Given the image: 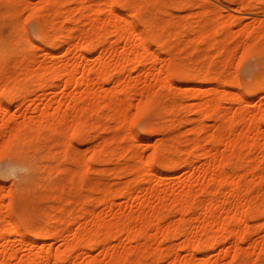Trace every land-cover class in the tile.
Wrapping results in <instances>:
<instances>
[{
  "label": "bare ground",
  "instance_id": "1",
  "mask_svg": "<svg viewBox=\"0 0 264 264\" xmlns=\"http://www.w3.org/2000/svg\"><path fill=\"white\" fill-rule=\"evenodd\" d=\"M0 3L5 6L8 16L17 21L23 12L33 9L31 16L36 27V37L41 42V45L38 43V46L32 50L33 55L28 57V60L25 59L27 62L23 60L26 62L23 64H32L40 69L34 73L22 72L15 75L8 71L2 58L4 63L0 62V85H3L0 88V108L3 107V97L6 98H4L7 102L6 109L20 98L19 92L23 91L21 89L24 83L21 81L22 79L25 82H30L32 89L29 94L32 95L39 89L40 94L36 96V99L45 102L40 110L33 112L27 122L2 120L0 137L3 138V141L0 143V158L9 156V158L14 157L12 161L15 160L2 168L0 167V170L3 169L7 174H13L16 169H24L26 164L20 163L16 159L26 160L30 155L29 152H41L48 142L51 149L58 150L62 162L68 164L66 166L68 169H66L72 175L83 179L86 177L90 164L97 160L100 163L112 161V157L117 151L110 146L111 138L106 140L103 138V141L100 138L101 141L96 145L97 147H92L94 149H91V156L83 157V166L77 160L74 163L68 162L67 150L68 147H73L71 139L78 143L86 141L82 138L83 130L93 115L97 117L95 120L98 121L100 118L103 120V112H112L113 128L125 127L126 139L120 136L119 140L125 139L128 143L137 142L140 144L142 142L136 140L132 135L131 118L132 116H143L148 113L147 111L150 112L153 107L159 105L160 95L157 94L159 89L157 87L171 90L176 87L173 82L175 80L176 82L180 81L179 83L181 81L193 83L199 78L181 67L182 63L178 57L184 50L192 47L193 51L197 53L200 51L202 55L204 54L201 57L203 59L209 50L216 48L219 51L218 54L222 53L225 56H222L221 61H224L219 64L221 72L214 73V66L211 63L209 66L206 65L204 73H201L203 80H200L210 83L213 87L208 92V99L205 98V101L193 104L194 111L192 112L196 114V117L188 118L186 121V124H191L192 136L190 138L181 142L178 138L173 137L175 133L170 136L174 127L172 124L165 126L162 124L164 127H158L161 125L154 123L146 128L148 137L158 133V129L160 132L161 129L163 130L161 136L164 137L166 134L169 139L167 144H163V146L161 144L162 147L157 144L152 145L154 155L159 154L164 159L169 155L177 157L179 163H172L173 165L167 168V171L175 170L180 165L191 171L189 177L178 184L177 190L166 184L165 181L169 178L168 173L157 177L155 172L153 173L152 164L149 161L141 162L142 154L139 147L131 149L127 145L122 146L119 143L123 151L130 153V158L126 157L128 160H125V164L122 162L124 166L120 171L128 176L133 175L136 179L135 186L133 188L125 186L114 194H110L108 189L104 188L100 193L97 190L94 192V188L91 189V192L99 193L98 196L95 199L92 196L81 197L74 201L75 204H80V207L69 220L67 219V230L62 233L58 232L59 229L57 231L48 227L36 233H23L18 227L19 225L13 224L11 209L3 210L0 206V264H160L163 261L167 264H195L196 262L205 264L204 258L210 253L224 252L227 254L229 251H232L233 263L256 264L258 256L264 253V235H260V227L257 229L258 231L251 232L248 229V224L264 218V190L254 193L252 189H243L242 185L247 175L252 179H258V184L264 185V165L262 162L255 165L252 162V157L249 156L253 151H264V112L251 115L241 106L249 104L245 94L253 96L256 90H264V81H258L242 89L233 80H227L226 76H223L230 65L227 64L228 58L237 47L232 45L234 48L229 50L226 48L230 47H223L222 40L227 39L228 33L222 37L220 41L222 46L220 47L217 46V43L208 45L207 42L211 39L216 42V38L214 39L216 30L213 32V29L229 23L228 18H225V21V16L221 14L212 19L202 18L196 23L195 28L193 25L188 26L189 28L192 26L190 29L186 28L190 35L185 38L184 44L176 41L177 43L169 45L170 41L168 44L166 40L171 33V28L179 27V25V28H185L187 23L173 22L174 20L170 21L169 19L165 24L163 21L165 19H163L160 20L161 26H154L151 20L145 18L144 13L146 15L152 7L163 5L162 0H39L38 9L30 0H0ZM69 3L75 4V6L73 8L71 6L72 9L69 6L67 8L66 4ZM245 7L251 12L255 9L254 6L249 5ZM118 9L120 12H117ZM125 10L128 11L129 17L126 16L128 13L124 14ZM154 12L156 13V11ZM161 12L162 14L167 13L163 9ZM74 15H77L76 18L74 17L77 22L75 25L79 26V29L76 28V33L70 27ZM156 16L151 17L157 20ZM5 17L7 16L5 15ZM1 20H3L2 17ZM85 21L88 23L85 24ZM21 30L15 28L14 41L17 44L24 38ZM180 30L179 34H181ZM218 30L216 32H223L222 29ZM177 32L176 34H178ZM220 34L222 33L220 32ZM261 34L264 33L261 32ZM194 35L197 36V40L192 38ZM237 37L239 36L237 35ZM250 37L251 35H248L247 38ZM243 39L242 48L245 54L253 55L264 50L258 40L253 38L254 41L252 42L250 39L248 42L251 43H248L245 38ZM94 42H97V45ZM59 43L66 46L62 53L63 57L60 58L56 57L54 52L55 46ZM151 44L156 45L157 48H164L162 51L168 54L169 59H164L159 53L152 51ZM0 47L3 50V47ZM162 51L160 50L161 53ZM95 52L97 56L92 59L91 55ZM39 53L44 56V58L41 57L43 60L37 59L36 56ZM4 56L6 59L7 56L5 54ZM172 60H174V64H171ZM218 60L220 61V59ZM140 65L144 69L140 72L138 70V73L134 75L133 69L135 72V67ZM113 72L118 74H116L115 80L111 77ZM154 72L156 73L155 77L147 80V77ZM123 76L125 77L123 78ZM107 84L112 87L107 88ZM25 86L23 89L26 88ZM29 86L27 84V87ZM35 86L38 89L35 90ZM224 86L241 90L244 95H242L243 93L231 95L230 92L226 94L228 93L225 92L226 90L222 91ZM191 89L194 88L191 87ZM219 93L221 96H218ZM187 94L188 98L192 96L189 92ZM232 99L235 100L236 109L231 115H228L225 104ZM258 99H264V92L259 95ZM177 102L172 99L171 109L175 110ZM160 103L165 102L161 101ZM164 107L162 110L159 107L158 112L167 108ZM151 108L152 110H150ZM132 111L134 113L131 115ZM100 114L101 116H99ZM211 119L214 123L207 124V120L211 121ZM201 121L202 125L199 124ZM99 122L97 123L100 124L101 122ZM93 123L95 124L96 121ZM113 128L111 127V129ZM202 134H208L205 142H201L200 135ZM109 136L111 137V135ZM125 140L124 143H126ZM115 142L117 143L116 139ZM203 145L204 148H202ZM219 147L222 148V151L217 155L215 150ZM85 150L81 152L76 149V154L80 156L84 154ZM91 150L89 149V151ZM128 152L126 153L128 154ZM52 153L55 154V152ZM53 154H47V158L50 157L49 166L54 165V157L59 156ZM118 154L123 155V152L119 151ZM36 156L34 154V158ZM118 157L120 158L119 155ZM43 159L47 160L46 157ZM25 162L27 165H31L29 159ZM239 169H243V172L239 173ZM94 171L96 172V170ZM120 171L115 172V177L122 175ZM194 177L198 180L201 179L197 186L193 185ZM153 180L154 185L150 186L149 183ZM144 183L148 184V187L141 185ZM7 190L8 188L5 190L4 186L0 187V202L4 195L10 198L11 190ZM5 191L6 193L3 194ZM117 196L126 201V204L128 202V212L125 207L121 206H118V210L115 211L114 198ZM93 199L98 200L96 204L100 203L99 205L102 207L100 212L92 203ZM150 199L153 201L151 202ZM165 212L174 216L175 220L163 223ZM72 225L75 228L70 230ZM251 233L257 237L253 243L250 240ZM6 236H12V239H10L11 237L8 239ZM175 239H177L176 241L179 239V243L164 245L166 247L163 248V241L168 242ZM114 242L117 243L118 248L116 249L111 247ZM131 243H137L139 246L131 247ZM245 244H248L246 251L243 248ZM120 248L122 250H119ZM95 249L98 251L97 255H93ZM180 252L185 253L184 257L180 256ZM198 254L204 257L199 259L197 258ZM148 258L150 261L147 263Z\"/></svg>",
  "mask_w": 264,
  "mask_h": 264
},
{
  "label": "rangeland",
  "instance_id": "2",
  "mask_svg": "<svg viewBox=\"0 0 264 264\" xmlns=\"http://www.w3.org/2000/svg\"><path fill=\"white\" fill-rule=\"evenodd\" d=\"M30 1L33 4H35L37 9L39 8L38 7L39 6L38 5L39 0H30ZM250 1L251 0H168V1L162 0L163 5H160V6L158 5V6L152 7V9H150L151 11L150 12L148 11L146 13L147 16L144 13V17L147 18L148 20H151V22H153L154 26H156V25L161 26L162 22H160V20H163V19H165V20H163L165 24L169 21V19H170V21L174 20L173 22L177 21V22H181V23H183V22L187 23V24H185V26H186L185 28H179L180 25H179V27L171 28L172 30H170V32L172 34L170 33V35L168 37L170 40L168 38L166 40L168 44L170 41L171 44H169V45L175 44L177 42L184 44L185 38H187L190 35V34H188L189 30H187V29L192 28V26H190V28L188 26L193 25V27L195 28L196 23L202 18L206 17V19H212V18L219 16L220 14L222 16H225L224 17L225 21H226L225 18H228L229 20L227 19V21L229 23H226L224 26H221L220 28H217V29L214 28L213 29V32H214V30L217 31L218 29L223 30V32L218 30L222 34H220V32H216V31L214 32V33H216V35L219 33L218 36H216L214 34L215 35L214 39L216 38L215 39L216 42L213 39H211V40H213V42H211V40H210L207 42V44L211 45L213 43H217V46H219V47L222 46V43L220 41H221L222 37L228 33L227 39L222 40L223 41V47H230V48H226L227 50H229L235 45V48L237 47V49L228 58L227 64H230V65L227 67V70H225V72L223 73V76H226L225 79H227V80H233L239 86V88L244 89L245 87H247L249 85H253V84L257 83L258 81H264V54H262V53H264V50H262L260 52L258 51L257 53L252 55L250 53L245 54L244 49L242 48V41H244L243 38H245V40L247 42L250 41V39L252 40V42L254 41V39L258 40L259 41L258 43L262 44V47H264V34H261V32L264 33V10H262V9H264V3H262V2H264V0H252L251 2ZM169 2H171V3L173 2V4H171V3L169 4ZM36 3H37V5H36ZM248 5L252 6V7L254 6L255 9H253L251 12L250 10L247 9V7H245ZM67 6H69L70 8L72 6V8H73L75 6V4L69 3L68 5L66 4V7ZM161 6H163V7H161ZM69 7H67V8H69ZM158 7L160 8V10ZM162 9L167 11V13L162 14V12H161ZM154 11H156V13ZM117 12H120V10L118 9ZM123 12H124V14L128 13V11H126V10ZM29 13H30V15H29ZM32 13H33V9L29 10V11H25L21 14L18 21L14 20L12 18L14 20L13 21L11 19V17L8 16L5 6L2 3H0V14L2 15V16L0 15V22H2L0 24L1 25L0 29L2 31V32L0 31V41L4 42V43L0 42V46L3 47V45L5 43H7V42L9 43V44H5L6 48H4L5 45L3 47V50L5 52L0 47V54H1L0 62L2 63L4 61L5 66H7L6 68L8 69V71L12 72L15 75L21 74L22 72L23 73H25V72L26 73H28V72L34 73L37 70H40V69H37V66H32V64L31 65L30 64H23V63H26L27 60L30 58V56L33 55L32 50L34 49V47L38 46V43H39V45H41V42L39 40H37L38 38L36 37L37 33H36V27L34 26V22L32 20V16H31ZM4 14L7 17H5ZM128 15H129V13L126 16L129 17ZM76 16L77 15L73 16V21L70 23V27H71V29L73 28L72 30H74L75 33H76V30L79 29V26L75 25V24H77V22H75ZM151 16H156V18L158 17V19L156 20V19L152 18ZM1 17L3 20H1ZM161 17H163V18L161 19ZM89 18H91V16H89ZM87 23H88V21H85V24H87ZM154 23H156V24H154ZM72 24H73V26H72ZM15 28H17L19 30L23 29L21 31L23 32L24 38H22L23 41L20 40L18 42V44H17V42L14 41ZM177 28H178V30H177ZM185 29H186V31H184ZM229 29H231V30H229ZM179 30L181 31L180 32L181 34H179ZM173 32H174V34H173ZM176 32L178 34H176ZM230 32H232V33H230ZM259 33L261 34V36ZM175 34H176V36H175ZM171 35H172V38H171ZM178 35L179 36L181 35V36L177 37ZM184 35L185 36L187 35V36L183 37ZM237 35L239 37H237ZM248 35H251V37L247 38ZM256 35H258L259 37H257ZM49 36L51 37V33ZM195 36L196 35L192 36V38L194 40H197V36L196 37ZM260 37H262V38H260ZM179 38H180V40H179ZM239 38H241V39H239ZM240 40H241V42H240ZM12 43H14V44H12ZM248 43H251V42H248ZM94 44L97 45V42H94ZM150 46H151L150 47L151 50L159 53L162 58L164 57V59H169L168 54L162 51V50H164V48L163 49L161 47L157 48V46L154 44L153 45L151 44ZM65 47H66L65 45H63V46L60 45V43L58 45H56L55 50H54L55 56L57 55L56 57H59V58L63 57L62 53L65 51L64 50ZM215 49L209 50V52L207 53L206 56H204L205 58L203 57V59L201 57L204 54L202 55V52H200V51L198 53L196 51H193L192 47H188L186 50H184V52L181 54L182 56L180 55L178 57V60L180 59V61L182 63L181 67L185 71L187 69L188 73L194 74L195 76L199 77L198 79H196L197 81L194 80L193 83L187 82V81H181V83H179L180 81H177L178 82L177 83L176 80L174 79L175 81H173V82H174V84H176L175 85L176 87H174L171 90H168L166 88L162 89V87L160 88V86L157 87V89L159 88L157 90V94L160 95V97H159L160 102L161 101L165 102V103L159 102L158 106L160 107V110H162L164 107L163 105L166 106V104L168 103L166 106L167 108L164 107V108H166L164 111L158 112L159 107L156 106V107H153V110H152V108L150 109L152 111H150V112L147 111L148 113L144 114L143 116H140V117L132 116V118H131L132 119V135H133V137L136 138V140H139L142 143H140V144H137V142H129L128 143L125 140L126 139L125 130H124L125 127H121L118 129L113 128L114 127L113 126L114 121L112 119L113 118L112 112H108V111L103 112L104 113L103 120L104 119L105 120L103 121L100 118L98 120L101 122V123L99 122L100 124H98L97 123L98 121L95 120V119H97V117L93 115L94 118L92 116L93 119L91 118V120L87 122L88 124H86L87 126H85L84 127L85 129L83 130L84 132H83L82 138H84V140H86V141L84 143L83 142L78 143V141H76V140L74 141V139H71V143H72L73 147H68V150H67L68 162L74 163V161L77 160V162H79V164L83 166V163H82L83 157L89 158L92 154V150L94 149V148L92 149V147H95L96 145H98L101 140L103 141V138H104V140H106L107 138L112 139V141H111L112 143H110V146H111V148L114 147L117 150L114 154V156L117 155V157H114V156L112 157L113 162L109 161L106 163H100L99 160H97V162L90 164V166L88 167V170H87L86 177H84L83 179L78 177L77 175H75V176L72 175L71 172L69 170H67L68 168L66 166L68 164H65L62 162V158H60L61 155H59L58 150L57 149H51V147H49L48 142L46 144V147H44L41 150V152H34V151L29 152L30 155H28V158L26 160L28 161V159H29V162L32 160L30 162L31 165H27V163L25 162L26 160H24V161L20 160L19 161V159L18 160L16 159V161H18L20 163L23 162L27 166L24 164L25 165L24 169H16L14 173L12 172L13 174H11V173L7 174L3 169H1L0 170L1 171L0 172V187L4 186L5 190L7 188H8V190L10 189L11 190V196H10V198H8L6 195H4V198L0 202V206L2 207L3 210L4 209H6V210L11 209L10 213L12 215L13 224L15 226L19 225L18 227L20 228V230L23 233H25V232L36 233V232L41 231L45 227H48L49 229H55L57 231L59 229L58 232L62 233L65 230H67L66 223L69 220V218H71V216L73 214H75L76 210H78V208L80 207L79 206L80 204L77 205L74 202L77 199H80L81 197L84 198V197H91V196H92V198L95 199L98 196V194L103 190V188L108 189V192L110 194H112V193L114 194V193L118 192L119 189H121L125 186H129L130 188H133L136 184V179L133 177V175L128 176V174H124L123 172L120 171V169L122 168V166H124V164L128 160V158H130V153L128 151H125V150L123 151L120 148L119 143H121L122 146L127 145L131 149L133 147H136V146L139 147L140 152L142 154L141 155L142 158H140V160L142 159L141 162L143 163L146 160L149 161L150 164H152L151 167L153 169V173L155 172L157 177L161 174H167L168 173L169 178H167V180L165 181L166 184H169V186L171 188L177 190L178 184L181 181H184L185 178L189 177V175L191 174V171L190 170L188 171V169H186L182 165L178 166L175 170H171V171L168 170L167 171L166 169L169 168L171 165H173L172 163H174V162L179 163V161H177V157L169 155L168 156L169 158L167 157L164 159V158H161V156L159 154L154 155L153 154L154 150L152 148L153 147L152 145L155 146V144H157V145H160V147H162L163 144L164 145L167 144L169 139L167 138L166 134H164L165 135L164 137L161 136L162 132H163V130H161V129H160V132L158 129V133H155L152 136L148 137L146 128L149 125L154 124V123L161 125V126L157 125L158 127H164L165 125L172 124V125H174V127L172 130L173 132H171L170 136H173L172 134L175 133L173 137L178 138L181 142H184L186 139H188L192 136V132H190L191 124L190 125L186 124V121L188 118L192 119L193 117H196V114H194L192 112V111H194L193 110V104H195L196 102L205 101V98H207L209 96L208 92L213 87L210 83H206L205 81L204 82L201 81V80H203V77H202L203 74L201 75V73H204L207 66H209L211 63H212L211 65L214 66V68H213L214 73L215 72L218 73L219 71L221 72V70H222L219 64H221V62L224 61V60L221 61V59H223V57H225V56L222 53H220L221 55L218 54V52H219L218 49H216V50ZM1 50L3 53L1 52ZM160 50L162 51V53L160 52ZM192 53H195V54H192ZM4 54L7 56L6 59H5ZM39 54H38L39 58H38V55L36 56L37 59L43 60L44 56H42L41 53H39ZM91 56H92L91 58L93 59L97 56V53L95 52ZM19 57H21V58H19ZM41 57H43V58H41ZM220 57H222V58H220ZM25 59H27V60H25ZM218 59H220V61ZM23 60H25L26 62ZM173 62H174V60H172L171 64H174ZM1 63H0V65H1ZM183 63H184V65H183ZM217 65H219V66H217ZM26 67H28V68H26ZM143 69H144V67L141 65L135 67V72L133 69L134 75H135V73L137 74L138 72H140ZM190 69H191V71H189ZM192 71H193V73H192ZM114 73L115 72L111 73V77L113 78V80H115L116 76L118 75L117 73H115V74ZM155 75H156L155 72L152 73V75L150 74L147 77V80H151L153 77H155ZM124 77L125 76H123V78ZM20 78L22 79V77H20ZM21 81H24V83L26 84V86H25V84L23 83L22 87L24 88V86H25L26 88L21 89L23 91L19 92V95L21 94L19 96L20 98H18L14 103H12L8 109L5 108V105L7 104V102L5 101L6 98L3 97V99L4 98L5 99L4 100L2 99L3 107L0 108V130L2 129L1 122L3 119H7L9 121H17L20 123L27 122L29 117L33 114V112L40 110L42 108V105L45 104V102H41V101H38L36 99V96L40 94L39 93L40 91L37 88V86H35L34 89L35 90L38 89V90H36V92L31 95V94H29V92L32 89V88H30L31 87L30 82L29 83L27 81L25 82L24 79H22ZM27 84H28V86L29 85L30 86L27 87ZM245 84H247V85H245ZM2 86L3 85H0V88H2ZM106 87L110 88L112 86L110 84H107ZM191 87L194 89H191ZM223 89L224 90H222V91L226 90L225 92H228L226 94H229V92L231 93V95L232 94L237 95V94L243 93V92H241V90H238L236 88H231L228 86H224ZM256 91H255V94L253 96H248L246 94L244 95V93L242 94L245 96V98L247 99L249 104H248V106H245V104H243L241 107L243 108V110H247L251 115H254V114L256 115L258 113L264 112V99H262V100L258 99L259 95H261V93L264 92V90L257 91V93H256ZM188 92L192 94V96H191L192 98L191 97L188 98V94H187ZM175 96H176V98H175ZM218 96H221V94L219 93ZM194 97H197V98H194ZM168 98H169V100H166ZM172 99H175L176 101H178L177 105L175 107V110L171 109V107H170V103H171ZM161 104H162V108H161ZM225 108L228 112V115H231L232 112L236 109L235 100L232 99L231 101L227 102L225 104ZM169 110H170V112H169ZM133 113H134V111L131 112V115ZM164 113H166V114H164ZM171 113H173V114H171ZM151 114H153V115H151ZM99 116H101V114ZM173 118H174V120H173ZM166 119L167 120L170 119V120L167 121ZM182 120H183V122L184 121L185 122L184 123L181 122ZM95 121H96V123L94 124L93 122H95ZM166 121H167V123H166ZM213 123L214 122L212 119H211V121L207 120V124L212 125ZM162 124H164V126H162ZM193 124L202 125L203 122L201 121V123H199V124H197V123H193ZM95 125H97V126L95 127ZM111 127L113 129H111ZM175 128H176V131L174 130ZM212 130H213V128H212ZM122 132H123V135H121ZM90 134H92V135H90ZM176 134H177V136H176ZM208 134L200 135L201 142H205ZM88 135H90L91 137ZM109 135H111V137ZM120 136H122L121 138H125V139L119 140ZM100 138H101V140H99ZM115 139H116L117 143L115 142ZM124 140L126 143H124ZM157 140H159L160 142ZM1 141H3V138H1L0 143H1ZM112 144H113V146H112ZM161 144H162V146H161ZM117 146H119L118 149H117ZM74 147L77 150H81V152H82V150H85L86 148L87 149L85 150L84 154L80 153L81 154L80 155L81 157H80L76 154L77 151ZM204 147L205 146L203 145L202 148H204ZM50 149H51V151H50ZM89 149L90 150L92 149V150L89 151ZM118 150L120 151V153L123 152V155L118 154L119 153ZM221 151H222V148L219 147L217 150H215V153H217V155H218L219 153H221ZM52 152H55V154H58L59 156L56 157L55 154H53ZM126 152H128L129 155ZM33 153L35 154V156L37 155L35 157L36 159L34 158ZM47 154L48 155L53 154L55 156L54 160H53L54 165L49 166L50 165L49 164L50 157L48 159ZM118 155L120 156L121 159L118 157ZM41 156H43V157H41ZM249 156L252 157V162L255 165L256 164L259 165L261 162H262V165H264V161H262V158H264V151H261V152H254L253 151V153H251V155H249ZM7 157L9 158V156L0 158V167L1 168H2V166L6 165L9 162L15 161V160L12 161V158L14 159V157H10L11 159L10 158L8 159ZM45 157L47 160L43 159ZM126 157H128V158H126ZM42 159H43V161H42ZM170 159L173 162H171ZM46 161H48V162H46ZM115 162H116V164H115ZM122 162L124 164H122ZM94 170H96V172ZM118 170L122 173V175L120 177H115V172H117ZM186 171H188V172H186ZM238 171H239V173H242L243 169H239ZM95 173H98V174H95ZM200 180L201 179L198 180L196 177H194L192 179L193 185L194 186L199 185ZM104 185H106V186H104ZM141 185H143L144 187H148V184H145V183L141 184ZM149 185L150 186L154 185V180L152 182H150ZM96 186L100 187V188H97ZM242 187L245 190L246 189H252L254 191V193L258 190H264V185L258 184V179H252L249 175L246 176V179L243 182ZM91 189H93L94 192H95V190H97V192H99V193L95 194L94 192H91L92 191ZM0 193H1V191H0ZM5 193H6V191L3 194H5ZM50 195H51V197H50ZM88 195H90V196H88ZM44 196H45V198H43ZM94 199H93L92 203L95 204L96 210H98L100 212L102 207H101V205H99L100 203L96 204L97 203L96 201H98V200L95 201ZM71 200H72V202H71ZM150 201L152 202L153 199H150ZM114 202L116 204V207L114 208L115 211L118 210V206L125 207L126 212L129 211L128 202L126 204V201H124L121 197H119V196L115 197ZM59 212H61V213H59ZM165 214L163 217L164 220L162 221L163 223L169 222L170 220L174 219L173 218L174 216H172L170 213L165 212ZM17 221H19V222H17ZM64 222H65V224H64ZM52 225H53V227H52ZM259 227H260V231H259L260 235H264V218H262L261 220H259L257 222H251L248 224V229L251 232L258 231L257 229ZM74 228H75V226L72 225V226H70L69 229L72 230ZM6 237L8 239L11 237L10 239H12V236H6ZM176 240L177 239H175L174 241L171 240L168 242L163 241L162 242L163 248L166 247V246L164 247V245L169 246L168 244H174V242H175V244L179 243L180 240L179 239H178V241H176ZM250 240L252 243L255 240H257V237L254 233L250 234ZM0 243H1V240H0ZM247 245L248 244H245L243 246L245 251L248 249ZM138 246H139V244H137V243H131V247H138ZM111 247H112V249L118 248L117 243H115V242L112 243ZM119 250H122V248H120ZM94 251L95 252H93V255H97L98 251L96 249ZM184 255H185L184 252L183 253L180 252L181 257H184ZM260 255L257 258L258 261L256 260V264H264V253H261ZM202 257H204V256L201 254H198V256H197V258H199V259H201ZM204 259L206 260L205 264H210V263H214V262L216 264H241L239 262L233 263L232 251H229L227 254L224 252L210 253L209 255L205 256ZM149 261H150V258L147 259V263ZM160 264H167V262L163 261V263L161 262ZM195 264H199V263L196 262Z\"/></svg>",
  "mask_w": 264,
  "mask_h": 264
}]
</instances>
